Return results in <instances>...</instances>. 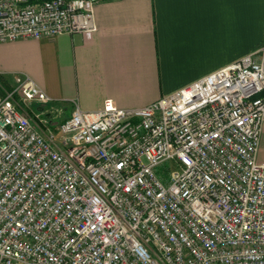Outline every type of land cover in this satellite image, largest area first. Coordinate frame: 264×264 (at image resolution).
<instances>
[{"label": "built area", "instance_id": "2783aa9c", "mask_svg": "<svg viewBox=\"0 0 264 264\" xmlns=\"http://www.w3.org/2000/svg\"><path fill=\"white\" fill-rule=\"evenodd\" d=\"M97 1L0 0V44L94 31ZM49 101L0 94V264H264L259 51L141 108Z\"/></svg>", "mask_w": 264, "mask_h": 264}, {"label": "crops", "instance_id": "0c3cea01", "mask_svg": "<svg viewBox=\"0 0 264 264\" xmlns=\"http://www.w3.org/2000/svg\"><path fill=\"white\" fill-rule=\"evenodd\" d=\"M93 11L94 31L1 43L0 94L29 77L55 125L75 105L141 108L249 53L264 61V0H98Z\"/></svg>", "mask_w": 264, "mask_h": 264}, {"label": "rangeland", "instance_id": "374dc122", "mask_svg": "<svg viewBox=\"0 0 264 264\" xmlns=\"http://www.w3.org/2000/svg\"><path fill=\"white\" fill-rule=\"evenodd\" d=\"M32 107H33L34 112H35L34 106H32ZM258 161L261 163H264V150L263 151L260 150L259 156H258ZM173 169H174L173 164L170 161H166V162L162 163L157 168V174L163 179L164 182H166L170 179V174H171Z\"/></svg>", "mask_w": 264, "mask_h": 264}, {"label": "trees", "instance_id": "16d2710c", "mask_svg": "<svg viewBox=\"0 0 264 264\" xmlns=\"http://www.w3.org/2000/svg\"><path fill=\"white\" fill-rule=\"evenodd\" d=\"M32 2H40V1H45V0H31Z\"/></svg>", "mask_w": 264, "mask_h": 264}]
</instances>
